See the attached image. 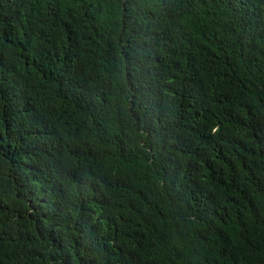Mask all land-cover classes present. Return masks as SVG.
Segmentation results:
<instances>
[{
  "label": "trees",
  "instance_id": "obj_1",
  "mask_svg": "<svg viewBox=\"0 0 264 264\" xmlns=\"http://www.w3.org/2000/svg\"><path fill=\"white\" fill-rule=\"evenodd\" d=\"M0 264H264V0H0Z\"/></svg>",
  "mask_w": 264,
  "mask_h": 264
},
{
  "label": "bare ground",
  "instance_id": "obj_2",
  "mask_svg": "<svg viewBox=\"0 0 264 264\" xmlns=\"http://www.w3.org/2000/svg\"><path fill=\"white\" fill-rule=\"evenodd\" d=\"M181 215V214H180Z\"/></svg>",
  "mask_w": 264,
  "mask_h": 264
}]
</instances>
